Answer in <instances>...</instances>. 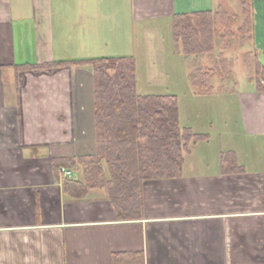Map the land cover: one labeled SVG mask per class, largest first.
<instances>
[{
  "label": "crops",
  "instance_id": "1",
  "mask_svg": "<svg viewBox=\"0 0 264 264\" xmlns=\"http://www.w3.org/2000/svg\"><path fill=\"white\" fill-rule=\"evenodd\" d=\"M230 5L0 0V264H115L116 254L135 252L144 253L145 264H264V78L248 77V87L226 82L234 89L219 91L212 77L200 92L184 73V97L176 76L163 90L151 78L159 91H139L146 35L167 27L173 38L175 14ZM250 31L254 72L264 73V0H251ZM173 43L165 56L185 65L209 54H185ZM104 56H133L138 93L175 94L181 126L207 136L183 151L179 175L144 181L139 218H119L101 188L80 199L66 194L64 181L82 182L83 169L66 177V167L56 168L60 158L96 151L94 73L90 64L41 65ZM230 94L237 96L239 129L216 112ZM227 153L235 160L225 169Z\"/></svg>",
  "mask_w": 264,
  "mask_h": 264
},
{
  "label": "trees",
  "instance_id": "2",
  "mask_svg": "<svg viewBox=\"0 0 264 264\" xmlns=\"http://www.w3.org/2000/svg\"><path fill=\"white\" fill-rule=\"evenodd\" d=\"M248 2L251 6V0ZM172 24L179 52L211 53L219 47L217 41L224 37L222 31H231L232 19L220 8L216 12L177 13ZM78 64L93 67L96 151L57 160L56 168L68 167L73 171L82 168L84 172L82 182L66 179L64 192L80 199L91 189H104L119 218H139L144 205V181L179 175L183 151L188 149L191 141L207 136L181 126L179 102L175 94L138 93L137 65L133 56L55 61L41 67ZM257 70L258 73L261 71L260 68ZM209 73H204L206 80L199 79L197 75L192 77L200 92L209 90L205 83L214 77ZM258 89H264V82H258ZM233 160V154L223 155L225 169ZM114 260L115 264H145L143 252L119 253Z\"/></svg>",
  "mask_w": 264,
  "mask_h": 264
},
{
  "label": "rangeland",
  "instance_id": "3",
  "mask_svg": "<svg viewBox=\"0 0 264 264\" xmlns=\"http://www.w3.org/2000/svg\"><path fill=\"white\" fill-rule=\"evenodd\" d=\"M230 3V8L223 6L221 8L232 19L231 31L226 32L223 30L222 35L224 37L218 38L217 41L219 48H214L211 53L207 52L210 55L207 54L204 57H195L189 60L188 66L185 65L184 59L180 56H165L167 44L174 45L173 38L171 37L172 29H167L166 27L159 31H152L146 35L145 40L142 41L144 42V44L142 43V47L146 50L147 56L141 60L139 71L141 78L139 85L140 93L159 91V88L150 86L152 85L150 83L151 78L158 79L156 83L163 90L167 86V83L176 76L178 78L177 81L181 82L182 87L178 88V91H180L181 97H184L188 91V88L185 89L183 87L186 73L188 74V86H190V73L191 77L197 75L199 79L206 80L207 77H205L204 73L210 71L214 79L220 82L219 91H231L234 89L233 86L227 85L226 82L239 80L244 84L243 86L248 87L251 83L248 77L263 79V72H254L253 55L251 51H248L250 50L248 48L251 43V6L248 0H229ZM132 46L135 48V40H133ZM169 69L171 72H169L168 76L166 70L169 71ZM216 104L217 113L227 114L229 119L226 123L234 125V128L239 129L240 115L237 96L230 94L222 99L221 102H216ZM184 107L182 105V110H184Z\"/></svg>",
  "mask_w": 264,
  "mask_h": 264
},
{
  "label": "built area",
  "instance_id": "4",
  "mask_svg": "<svg viewBox=\"0 0 264 264\" xmlns=\"http://www.w3.org/2000/svg\"><path fill=\"white\" fill-rule=\"evenodd\" d=\"M62 171H63V173L65 174L66 177H71L72 176V170L63 168Z\"/></svg>",
  "mask_w": 264,
  "mask_h": 264
}]
</instances>
